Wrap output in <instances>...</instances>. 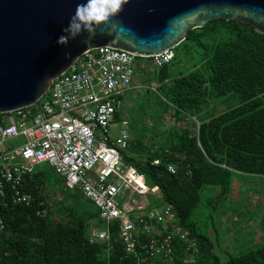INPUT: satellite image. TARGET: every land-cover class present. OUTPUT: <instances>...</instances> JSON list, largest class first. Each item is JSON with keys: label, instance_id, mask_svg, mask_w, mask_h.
Masks as SVG:
<instances>
[{"label": "trees", "instance_id": "trees-1", "mask_svg": "<svg viewBox=\"0 0 264 264\" xmlns=\"http://www.w3.org/2000/svg\"><path fill=\"white\" fill-rule=\"evenodd\" d=\"M180 47L189 66L176 54L162 67L150 59L161 106L157 112L147 103L142 109L145 117L152 115L148 127L157 133L155 146L136 133L143 115L138 107L129 145L121 150L124 162L142 173L149 187L159 188L152 205L169 206L175 222L154 223L149 231L139 226L135 247L127 251L118 221L109 240L92 238L105 223L92 203L88 209L78 205L87 200L79 192L50 208V218H39L37 202L49 197L47 169L41 167L27 185L35 200L31 205L6 206L0 200V264H264V244L221 261L205 234L208 227L197 224L205 208L216 209L230 197L236 177L264 178V35L250 25L217 19L190 31ZM120 116L116 113V121ZM167 164L174 165V174Z\"/></svg>", "mask_w": 264, "mask_h": 264}, {"label": "built area", "instance_id": "built-area-1", "mask_svg": "<svg viewBox=\"0 0 264 264\" xmlns=\"http://www.w3.org/2000/svg\"><path fill=\"white\" fill-rule=\"evenodd\" d=\"M174 56L169 50L151 59L162 67ZM135 64L136 57L125 51L106 46L87 51L51 81L35 104L0 112V200L6 206L35 201L27 185L37 167L47 163L69 191L76 190L94 205L105 223L91 232L93 239L109 240L110 227L118 221L121 239L132 251L139 226L149 231L154 223L175 222L169 206L152 205L150 197L160 198L159 188L149 187L144 175L122 158L121 150L131 139L128 119L121 120L118 138L109 136L124 95L135 87ZM166 167L176 172L174 165ZM49 206L48 199L39 200L36 216L50 218ZM170 240V235L163 239L166 244Z\"/></svg>", "mask_w": 264, "mask_h": 264}, {"label": "water", "instance_id": "water-1", "mask_svg": "<svg viewBox=\"0 0 264 264\" xmlns=\"http://www.w3.org/2000/svg\"><path fill=\"white\" fill-rule=\"evenodd\" d=\"M84 0H0V112L35 104L51 81L85 52L109 47L152 58L179 46L190 31L210 21H236L264 35V0H129L117 26L96 29L90 45L84 32L67 46L57 44ZM66 53L70 55L66 57Z\"/></svg>", "mask_w": 264, "mask_h": 264}, {"label": "rangeland", "instance_id": "rangeland-1", "mask_svg": "<svg viewBox=\"0 0 264 264\" xmlns=\"http://www.w3.org/2000/svg\"><path fill=\"white\" fill-rule=\"evenodd\" d=\"M192 44L195 45L197 42L194 41ZM173 51L178 61L183 63L186 60L185 65L189 66L191 64L185 49L180 47L174 48ZM150 59L139 58L136 61L135 66L138 70L134 82L135 87L123 97L122 103L125 110L120 111V119L109 126V136L112 140L120 136L121 120L124 117V119H128L129 124L131 122L132 126L136 123L138 107L139 115L144 113L142 107L146 103L154 106V112H157L158 108L160 109L158 90L159 92L161 90L159 87L155 90L158 83L154 78L151 67H149ZM138 101L141 102V106H138ZM237 102L238 99L234 98L231 104L235 105ZM219 110H222V107ZM148 117L142 115L145 120L142 118L139 120L138 125L140 124V127L136 130V133L144 136L145 143H152V146H155L153 137H157V133L148 127L152 126L153 123L151 122L152 115ZM153 120L158 122L157 116ZM41 167L47 169L48 204L51 211L58 202L72 201V196L75 195L73 193H77L76 190L70 192L49 164L39 165L37 168ZM232 189L230 197L225 202L216 209L205 208L202 217L197 220V224L201 227H208L205 234L214 244L215 253L223 262L231 255H240L255 250L264 244V178L236 177ZM88 203L91 202L81 200L78 205L82 206L83 209H88ZM158 204L161 205L160 202Z\"/></svg>", "mask_w": 264, "mask_h": 264}, {"label": "clouds", "instance_id": "clouds-1", "mask_svg": "<svg viewBox=\"0 0 264 264\" xmlns=\"http://www.w3.org/2000/svg\"><path fill=\"white\" fill-rule=\"evenodd\" d=\"M128 3L129 0H84V2L78 3L68 26L63 29L65 34L59 36L57 44L67 46L69 40H74L87 32L88 38L83 43L90 45L96 36V29L102 25H110L106 34L112 35V30L117 26L116 17ZM69 55L66 53V57Z\"/></svg>", "mask_w": 264, "mask_h": 264}]
</instances>
